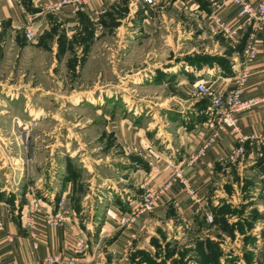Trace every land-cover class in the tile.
Wrapping results in <instances>:
<instances>
[{"label":"crops","instance_id":"0c3cea01","mask_svg":"<svg viewBox=\"0 0 264 264\" xmlns=\"http://www.w3.org/2000/svg\"><path fill=\"white\" fill-rule=\"evenodd\" d=\"M14 1L7 0V4L1 6L0 15L10 19L11 27L28 22L35 24L39 20L36 29L41 31V25L48 23L45 19L49 10L47 5L59 0H32L37 10L29 13L16 3L14 5ZM223 1L154 0V4L146 5L142 0H86L54 11L71 35H83L94 21L101 18L106 31L112 26L111 21L117 22V27L121 28L128 20L125 28L131 31L152 34L164 27L182 31L186 36L180 46L174 47L173 43L170 46V50L174 47L177 51L169 53V59L161 62L166 64L161 68L163 72L155 69L149 76L150 85L163 95L161 98L155 96L160 100L150 106L153 112L147 124L135 122L139 118L135 111L132 112L134 120L122 116L121 111H128L123 108L117 110L118 115L115 111L112 117L109 113L104 115V130L115 138L120 156L116 165L105 162L102 176L97 169H92L97 161H89L86 172L92 177L86 180L88 189L80 194L78 211L74 203L77 184L66 169L63 173V169L57 170L62 164L55 169L51 180L45 174H29L27 170L24 177L30 182L26 184L18 186L15 176L10 175L12 181H9L7 174L5 182L0 179V201L4 202L0 211V259L4 263L20 264L42 258L47 253L64 251L74 234L84 232L88 239L85 264H129L126 260L132 251L143 247V237L148 241L163 234L159 233V228L186 227L189 230L193 226L203 227L208 223L205 219L208 214L214 216L215 225H219L222 219L233 220L226 211L222 212L224 201L238 206L248 203V209L263 211L264 157L259 154L264 140V101L238 118L239 133L247 136L242 157L235 161L228 158L238 138V133L230 131L219 132L193 165L185 162L188 154L196 151L212 132L208 123L209 98L199 94L194 83L204 80L218 93L233 87L246 59V44L250 41L255 45L256 54L249 63L243 94L264 97V25L253 19L241 24L237 7L230 2L217 9L213 5V2L221 4ZM246 1L256 5L263 0ZM213 11L226 24L235 27L233 38L227 37L214 22ZM156 75L160 78L153 82ZM71 153L64 158L69 156L74 160ZM79 160L83 161V158ZM65 161L63 159V166ZM176 168L182 169L195 198L178 180H173L149 213L129 226H120L119 217L128 212L133 203L140 201L143 183L148 181L155 187L166 181ZM95 177L101 178L100 184H95ZM33 197L40 198L44 209L53 212L57 210L59 199L65 202L61 224L49 226L43 215L37 217L36 248L29 229L20 218L21 209ZM261 197L263 201L259 200ZM86 210L89 216L80 220L78 215ZM257 221L262 222L260 229H253L252 235L264 232V213L254 223ZM163 224L166 227H162ZM166 235L168 239L169 233ZM9 236L12 240L8 239ZM255 237L251 242L256 240ZM249 249L253 253L257 251L254 246Z\"/></svg>","mask_w":264,"mask_h":264},{"label":"rangeland","instance_id":"374dc122","mask_svg":"<svg viewBox=\"0 0 264 264\" xmlns=\"http://www.w3.org/2000/svg\"><path fill=\"white\" fill-rule=\"evenodd\" d=\"M6 2L0 0V9ZM13 3L24 12L37 10L32 0ZM56 13L47 11V25L36 29L32 40L25 38L24 25L11 27L10 19L0 15V179L5 182L7 174L12 181L10 175L15 176L20 186L28 181L24 177L27 170L51 180L62 164L57 170L63 173L66 169L77 184L74 203L78 211L80 194L88 189L86 180L92 177L86 172L89 161H97L92 169L102 176L105 162L116 165L120 156L115 138L104 130V115L112 117L114 111L118 115L123 108L128 111H121L122 116L134 120L135 111L139 116L135 122L147 124L153 112L150 106L160 100L155 96L163 95L150 85L149 76L155 69L163 72L166 64L161 62L177 51L174 47L182 44L186 34L160 27L144 35L126 29L128 20L121 28L111 21L112 28L106 31L100 18L83 35H71ZM159 76L152 81L157 82ZM70 153L74 160L64 158ZM96 183L101 178L95 177ZM247 204L224 201L222 212L233 220L222 219L219 225L212 220L187 230L163 224L164 230L158 227L163 234L148 241L143 237V247L133 250L126 263L264 264V232L252 235L262 223L254 222L264 209L260 213ZM88 212L79 214L80 220ZM253 236L256 240L251 242ZM250 246L256 247V253Z\"/></svg>","mask_w":264,"mask_h":264},{"label":"built area","instance_id":"2783aa9c","mask_svg":"<svg viewBox=\"0 0 264 264\" xmlns=\"http://www.w3.org/2000/svg\"><path fill=\"white\" fill-rule=\"evenodd\" d=\"M86 0H59L57 2H50L47 5L48 9L58 11L62 6L67 4H81ZM146 5L154 4V0H142ZM225 2H230L237 7L238 15L242 18L241 24H245L249 20H254L259 25H264V0L259 4H252L246 0H224L221 4L213 2L216 9ZM75 10L73 9L72 12ZM212 19L221 29V31L229 38H233L236 32L235 27L226 24L221 18L213 11ZM24 36L27 40H32L35 37L36 25L28 22L23 26ZM246 59L242 66L241 71L235 81L233 87L229 88L223 93H218L211 85L207 84L204 80H199L194 83L195 90L209 98V126L212 130L209 138L196 150L188 154L186 158L187 165H193L198 157L202 155L206 148L209 147L218 135L219 132H233L238 133L237 145L234 146L228 153V158L235 161L244 155L243 143L247 136L239 133L238 118L241 114L251 111L255 106L264 101V97L259 96H245L243 94V85L249 73V63L255 57L256 48L253 42H248L245 48ZM263 148L260 156L264 157V140H262ZM152 169L156 171L154 165ZM173 180H178L184 190L194 199L195 192L190 186L188 180L185 178L181 168L173 170L172 175L163 183L152 187L150 182H145V188L140 198V201L131 205L128 212L119 217L120 226H129L133 224L138 218L149 213L156 202V200L166 192L171 186ZM4 202L0 201L1 206ZM65 202L59 199L56 202L57 210L55 212L45 210L42 206L41 199L33 197L27 202L20 211V218L24 225L29 229V236L33 240V247L36 248L34 241L35 233L38 228L36 219L38 216L43 215L45 222L49 226H56L64 221V208ZM207 222L212 221V215L208 214L205 217ZM2 221L0 217V227ZM12 240V237H8ZM87 236L84 232H78L72 236L68 249L61 252H52L45 254L42 258L23 261L20 264H85L84 252L87 248ZM0 264H6L0 259Z\"/></svg>","mask_w":264,"mask_h":264},{"label":"trees","instance_id":"16d2710c","mask_svg":"<svg viewBox=\"0 0 264 264\" xmlns=\"http://www.w3.org/2000/svg\"><path fill=\"white\" fill-rule=\"evenodd\" d=\"M31 11H34V10H31ZM0 196H1V194H0ZM1 198V197H0Z\"/></svg>","mask_w":264,"mask_h":264}]
</instances>
